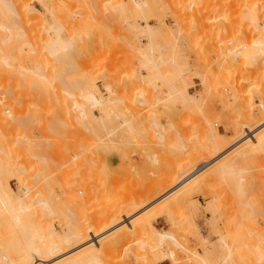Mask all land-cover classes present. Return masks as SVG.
Segmentation results:
<instances>
[{"label":"rangeland","instance_id":"374dc122","mask_svg":"<svg viewBox=\"0 0 264 264\" xmlns=\"http://www.w3.org/2000/svg\"><path fill=\"white\" fill-rule=\"evenodd\" d=\"M248 1L0 0V264L47 250L49 227L72 236L61 264H239L264 253V54ZM242 125L256 144L241 140ZM207 161L200 181L180 186ZM6 189L16 201L4 202ZM175 190L169 208L142 214L149 230L104 234ZM93 231L100 252L88 257L72 240Z\"/></svg>","mask_w":264,"mask_h":264},{"label":"bare ground","instance_id":"6f19581e","mask_svg":"<svg viewBox=\"0 0 264 264\" xmlns=\"http://www.w3.org/2000/svg\"><path fill=\"white\" fill-rule=\"evenodd\" d=\"M135 1V3H136V5H137V7H138V4H137V0H134ZM250 1V3H249V5H248V3L246 2V6L248 7H250L251 9H254L255 11H253V10H251L252 11V15L254 14V16H256V18L253 16V18H252V20L251 21H253V22H251L252 23V25L253 26H255V31H256V36H255V39H254V41L252 40V42H253V44H254V46L255 47H257V49H258V52L259 53H261V54H264V0H249ZM248 1V2H249ZM243 4V3H242ZM241 4V2H240V6L242 5ZM244 5V4H243ZM242 5V6H243ZM245 6V5H244ZM248 9V8H247ZM23 10V9H22ZM249 10V9H248ZM250 11V10H249ZM23 12H25L26 13V10L24 9L23 10ZM253 12H255V13H253ZM258 12L260 13L259 14V17H257V15H258ZM23 14V13H22ZM260 17H261V19H260ZM263 19V20H262ZM250 20H248L247 22L248 23H250ZM74 23V22H73ZM73 25V24H72ZM133 26V25H132ZM250 26H251V24H250ZM147 28H148V26H147ZM251 28H252V26H251ZM253 29V28H252ZM253 31H254V29H253ZM253 36V35H252ZM9 38V37H8ZM11 38V37H10ZM6 39V38H5ZM18 39V38H17ZM1 40V39H0ZM7 40V39H6ZM6 40H4L6 43L7 42H11V41H13V40H11V39H8L9 41H6ZM15 40V39H14ZM151 41H152V39H150ZM2 41H3V39H2ZM16 41V40H15ZM1 42V41H0ZM3 43V42H2ZM1 43V44H2ZM246 45H247V43H246ZM250 49V48H249ZM248 49V50H249ZM257 54V53H256ZM5 56V55H4ZM8 57V56H7ZM8 59V58H6V56L5 57H3V59ZM258 58V57H257ZM262 58V57H261ZM264 58V57H263ZM3 59H2V61H3ZM4 59V60H5ZM3 61V63H8L7 61ZM253 60V59H252ZM9 61V60H8ZM264 61V60H263ZM2 63V64H3ZM171 64H173V63H171ZM3 65H8V64H3ZM13 66V65H12ZM8 67H10V66H8ZM3 68V67H2ZM10 68H12V67H10ZM7 69V68H6ZM258 72V71H257ZM28 77V76H27ZM37 77H39V76H37ZM28 79V78H27ZM42 79V78H41ZM28 80H30V79H28ZM35 80V79H34ZM42 82H44V81H42ZM32 83V82H31ZM28 84H29V82H28ZM41 84V83H40ZM39 84V85H40ZM30 85V84H29ZM35 85V84H34ZM38 85V86H39ZM45 86V85H44ZM36 87V86H35ZM46 87V86H45ZM94 101H95V104L96 105H98V106H103V108H104V106H105V104H107V103H105V104H103L104 102H102L101 103V99L99 100H97V99H94ZM109 104V103H108ZM107 104V105H108ZM117 104V103H116ZM105 106V108H107L108 109V106ZM262 106H264V105H262ZM103 108H102V110H103ZM262 108V107H261ZM106 109V110H107ZM110 109V108H109ZM113 110V109H112ZM109 111V110H108ZM82 112V111H81ZM100 112H101V110H100ZM106 115H107V111L105 112V109H104V111H103ZM103 113V114H104ZM106 117V116H105ZM109 118V117H108ZM252 118V117H251ZM104 119V118H103ZM102 119V120H103ZM108 119H106V121H107ZM100 121H101V119H100ZM104 122H105V119H104ZM91 123H93V122H91ZM261 124H263V122L261 121L260 122V125ZM93 127H94V125H93ZM235 128V127H234ZM242 133H243V135H245V137H244V139H241V140H244L245 142H248V143H251V144H256V139H255V133H252V131H250V129L246 126V127H244L243 125H242ZM92 129V128H91ZM249 129V130H248ZM235 130V129H234ZM240 130V129H239ZM236 131H238V130H236ZM235 131V132H236ZM93 132V131H92ZM240 132V131H239ZM109 134V133H108ZM239 134V133H238ZM107 135V134H106ZM243 135H242V137H243ZM112 136V135H111ZM99 139V138H98ZM223 141V140H222ZM239 142H241V141H239ZM223 143H224V141H223ZM244 143V142H243ZM242 144V143H241ZM216 145V144H215ZM239 145V144H238ZM237 147V144L236 145H233V147H232V149L234 148V147ZM248 146H250V145H248ZM229 147V146H228ZM235 147V148H236ZM225 148H227V145L224 143V144H218L217 146H216V148H215V151H214V153H213V157H214V155L216 156V154H219L221 151H223V150H225ZM229 148H231V147H229ZM251 148V147H250ZM228 149V148H227ZM253 150V149H252ZM226 151V150H225ZM230 151L231 150H229V151H227L228 153H230ZM227 152L226 153H224L223 155L224 156H227ZM216 153V154H215ZM223 153V152H222ZM222 155V156H223ZM211 156V155H210ZM223 156V157H224ZM219 157L220 158H222V159H219ZM221 157V156H217L216 157V159H219V167H222V169L224 168V167H227V163L228 162H225L226 160L225 159H227L226 157ZM213 159H215V157L213 158ZM98 160V159H97ZM210 160V159H209ZM93 161V160H92ZM96 161V160H95ZM218 160H216V161H214V162H217ZM224 161V162H223ZM228 161V160H227ZM214 162H211V163H214ZM222 162V163H221ZM93 163V162H92ZM210 163V164H211ZM208 164V161L207 162H205V165H200V166H198V168L194 171V172H192V173H190L189 175H187L182 181H181V183H180V186L181 185H187V183H191L192 181H195V179H197L198 177H199V179H197L198 181H200V177H201V174H202V172L204 171V167L206 166ZM209 164V165H210ZM231 164V163H230ZM208 166V165H207ZM203 168V171L201 172V169ZM207 168V167H206ZM205 168V169H206ZM230 171V170H229ZM232 171V170H231ZM201 172V173H200ZM231 174V173H230ZM38 177V176H37ZM27 179V178H26ZM29 180V179H28ZM204 180V179H203ZM0 183H1V181H0ZM48 183V182H47ZM189 183V184H190ZM1 185V184H0ZM22 186V185H21ZM3 187V186H2ZM6 187H7V184H6ZM4 188H5V186H4ZM8 188V187H7ZM2 189V188H1ZM106 189V188H105ZM104 189V190H105ZM5 190V189H4ZM3 190V191H4ZM6 191L7 192H5L7 195H5V193H3L2 192V194H4L5 195V197H4V195H2V197H4L3 199H5V201L4 202H6L7 200H8V202H10L11 201V198H12V193H10L9 192V190H7L6 189ZM109 192V191H108ZM176 192V190L175 191H168L167 193H165L164 195H162V197H160L156 202H154V203H151V204H149V205H147L146 207H143V208H145V209H142L141 211H139L138 213H136L134 216H140L139 217V219L136 221V222H134V224H132V221H128L127 219H126V217H123L122 219H121V221H118L117 223H114V224H112V226H110V228H108V230L106 231V233H104V234H107L108 232H111V231H113V230H115V228L117 227V226H120L121 227V229H119L118 231V233H116V236H114L115 238H123L124 240H125V237H127L126 235V233L128 232V231H130V233H131V231H135V232H137L138 231V229H140V232H141V230L143 231L144 229H145V231L146 230H149L150 229V227H151V218H149V216L151 215H143L142 216V214H145V213H147L148 211H150L151 209H153V208H155V207H157L159 204H161V203H165V206H167L168 208L170 207L169 206V204H168V198L169 197H172V195L174 194ZM8 194H10V195H8ZM19 197V196H18ZM24 197H23V195L21 196V197H19V201H17V202H19V203H17V204H20L21 206H23L22 205V202H24L23 200L25 199H23ZM91 198V197H90ZM12 200H15L16 201V198H12ZM18 200V199H17ZM1 202V201H0ZM8 202H6V203H8ZM14 202V201H13ZM58 202H60V201H58ZM2 203V202H1ZM43 203V202H42ZM9 204H11V203H9ZM13 204V203H12ZM11 204V205H12ZM14 204H15V202H14ZM44 204V203H43ZM60 204V203H59ZM59 204H58V206H59ZM62 204V203H61ZM10 205V206H11ZM46 204H44L43 206H45ZM55 205H56V203H55ZM48 206V205H47ZM61 206V205H60ZM18 207V206H17ZM29 207V206H28ZM27 207V208H28ZM172 207V206H171ZM12 208H14V207H12ZM11 208V209H12ZM19 208V207H18ZM26 208V209H27ZM52 208V207H51ZM58 208V207H57ZM10 209V208H9ZM25 209V210H26ZM46 209V208H45ZM14 210V209H13ZM16 210V209H15ZM14 210V211H15ZM19 210V209H18ZM24 210V209H23ZM54 210H56V209H54ZM10 211V210H9ZM12 211V210H11ZM13 211V212H14ZM48 211V210H47ZM59 211V210H58ZM63 211V210H62ZM168 211V210H167ZM20 212V211H19ZM53 213V212H52ZM55 213V212H54ZM128 218V217H127ZM16 221H17V219H15ZM12 221H14V220H12ZM15 221V222H16ZM117 221V220H116ZM18 222V221H17ZM136 223V224H135ZM13 225H15V223L13 224ZM20 226V225H19ZM40 228V227H39ZM127 229L126 231L127 232H125L123 229ZM138 228V229H137ZM142 228V229H141ZM21 229V228H20ZM48 229H50V231H48ZM133 229H135V230H133ZM136 229H137V231H136ZM53 230L54 229H51V227H49V228H46V234L48 235V233H50L52 236H53V238L51 239V237L52 236H47V239L50 237V239H51V241H52V243H51V241H50V239L48 240V242H47V244L49 243V247L48 246H46L47 248H45V249H47V250H44V248L43 247H45V245L43 246V245H39L40 247H37L36 248V245H35V247H34V249L33 248H29V246H28V244H27V242H25L26 243V245L28 246V248L32 251V253L30 254L29 252H28V248H26L27 249V251L25 252H23V253H25V254H23L22 255V253H20V255L18 256V254H17V256L19 257L18 258V260L17 259H14V261H11L10 259H8L7 257H6V260L4 261V264H16V262H19L20 264H36L37 262H41V263H44V262H46V263H44V264H61L60 262V260L62 259V258H64L66 255L65 254H67V251L68 250H70V249H68V250H66V253H64V251H62L64 248H63V243L65 242V245H67V244H69V242L68 241H71V239L70 238H72V236L70 237V234H69V237L67 238V237H63L64 239H61V238H59L58 239V237H54V236H56L55 235V233L53 232ZM22 231H23V229H22ZM21 231V232H22ZM124 231V232H123ZM99 232V231H98ZM98 232H89L88 234V237H80V234H78V232H77V235H79L77 238H76V240L74 239V237H73V239L74 240H72V242L73 241H77L78 240V243H77V247H78V244H79V246H80V238H83L84 239V241L82 242L83 243V247L84 246H86L84 249H85V251H84V255H86V256H88V257H93V256H95V254L97 253V252H100V249H99V245H98V241H99V238H100V236L102 235V234H100L99 235V233ZM116 232V231H115ZM126 235H125V234ZM129 233V232H128ZM138 233H139V231H138ZM49 234V235H50ZM66 234V233H65ZM68 235V234H67ZM124 235V236H123ZM62 236V235H61ZM129 236V235H128ZM158 238L160 239V242H162L163 240H166V239H170L171 237L169 236V235H167V234H164V233H158ZM60 237V236H59ZM27 239H28V237H26ZM58 239V240H53V239ZM67 238V239H66ZM113 238V237H112ZM19 239V238H18ZM26 239V240H27ZM40 239H43V238H40ZM66 239V241H60V240H65ZM70 239V240H69ZM128 239V238H127ZM124 240H120V242L118 241V243H123V242H121V241H124ZM171 240V239H170ZM18 241V240H17ZM57 241V242H56ZM59 241V242H58ZM128 241V240H127ZM33 242V241H32ZM40 242H42V241H40ZM62 243V245H61V243ZM16 244H17V242H15ZM43 243V242H42ZM67 243V244H66ZM20 244V243H19ZM23 244V243H22ZM35 244V243H34ZM76 244V243H75ZM125 244V243H124ZM8 245V244H7ZM25 245V244H24ZM70 245V244H69ZM26 246V247H27ZM31 246V245H30ZM43 246V247H42ZM107 246V245H106ZM7 247V246H6ZM33 247V246H32ZM62 247V248H61ZM65 247V246H64ZM68 247V246H67ZM74 247V246H73ZM73 247H72V249L71 250H74V251H72V253L73 252H75L77 249H73ZM76 247V246H75ZM76 247V248H77ZM3 248V247H2ZM40 250H39V249ZM42 248H43V250H42ZM81 248V247H80ZM103 248V247H102ZM5 249V248H4ZM25 248H24V250H26ZM67 249V248H66ZM257 249V248H256ZM29 250V251H30ZM79 250V249H78ZM105 250V249H104ZM30 251V252H31ZM44 251V252H43ZM37 252H41L40 254H38ZM43 252V253H42ZM69 252H71V251H69ZM26 253H29L28 255H29V257H28V255H26ZM36 253L39 255V256H41V257H38V255H36ZM3 254V253H2ZM42 254H44V256L46 257V258H44V256L42 255ZM69 254V253H68ZM67 254V255H68ZM71 254V253H70ZM248 255V254H247ZM16 256V257H17ZM37 256V257H36ZM195 256H197V255H195ZM246 256V255H245ZM13 257V256H12ZM75 257V256H74ZM96 257V256H95ZM1 258V257H0ZM9 258H11V257H9ZM76 258V257H75ZM197 258H199V260H201L200 262H202V264H206V260L205 259H202V258H200L199 256L197 257ZM12 259V258H11ZM46 259V261H44ZM74 259V258H73ZM86 259H87V257H86ZM89 259V258H88ZM92 259V258H91ZM2 260L3 259H1V264L3 263L2 262ZM15 260H17V261H15ZM198 260V261H199ZM205 260V261H204ZM21 261V262H20ZM6 262V263H5ZM71 262H73V260L71 261ZM75 262V261H74ZM231 264V263H230ZM234 264H238V262H236V263H234ZM239 264H264V253L263 254H255V255H252V256H246L245 258H241L240 260H239Z\"/></svg>","mask_w":264,"mask_h":264}]
</instances>
